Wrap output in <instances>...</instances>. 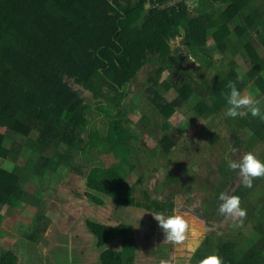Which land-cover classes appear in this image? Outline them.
Here are the masks:
<instances>
[{
    "label": "trees",
    "instance_id": "1",
    "mask_svg": "<svg viewBox=\"0 0 264 264\" xmlns=\"http://www.w3.org/2000/svg\"><path fill=\"white\" fill-rule=\"evenodd\" d=\"M156 2L148 7L147 0H0V126H5V131L0 130V156L14 162L12 168L0 165V213L9 201L38 203L26 181L68 166L81 170L86 195L98 204L111 201L172 214L175 202L171 196L152 198L148 190L137 195L135 185L127 180L135 169L133 140L138 136L126 114L130 103L143 96L134 87L138 83L147 87L145 99L150 98L166 118L194 96L196 87L190 80L178 83V72L185 69L180 64L182 55L170 45L181 29L186 54L200 57L230 50L248 65L240 71L236 61L229 60L227 73L207 86L212 101L203 98L197 104L201 113L227 105L230 81L241 91L256 85L264 98V54L259 48V42H264V3L196 0L193 8L185 1ZM209 37L214 41L211 44ZM154 57L160 61L156 71L146 66ZM144 68L149 75L141 80ZM165 70L168 76L161 80ZM241 75L243 81L237 79ZM73 84L99 98L94 107ZM172 87L174 94L168 96ZM93 109L98 117L92 120ZM249 117L243 127L250 131L251 140L264 141V120ZM159 142L166 150L175 143V131L166 120ZM31 147H37V158L29 153L22 160ZM94 149L98 154H93ZM101 153L112 154L115 160L109 165L98 162ZM223 172L227 181L225 167ZM259 179L250 188L241 183L232 195L243 201L260 185ZM257 204L256 222L249 225L247 234L250 248L241 251L235 239L228 237L209 250L200 247L195 259L219 252L225 264H264V194ZM85 224L101 248L97 264L132 262V228L95 217L86 218ZM38 234L28 236L36 242ZM115 239H120L121 248L108 246ZM18 258L14 249L0 243V264H17Z\"/></svg>",
    "mask_w": 264,
    "mask_h": 264
},
{
    "label": "rangeland",
    "instance_id": "2",
    "mask_svg": "<svg viewBox=\"0 0 264 264\" xmlns=\"http://www.w3.org/2000/svg\"><path fill=\"white\" fill-rule=\"evenodd\" d=\"M258 2L262 4L264 0ZM183 32L181 29L178 35L172 37L170 45L174 52L182 55L180 64L185 69L178 72V83L181 85L185 79L190 80L196 87L194 96L166 118L158 112L150 98L145 99L149 93L147 87L138 85L140 83L134 85L143 96L132 105L129 101L126 114L130 119L128 124L133 126L138 136L133 140L135 169L128 174L127 180L135 185L137 195L148 190L152 198L171 196L175 202L174 209L186 215L197 229L196 238L202 240L201 251L215 247L219 239L228 237L235 239L239 250H246L252 246L247 234L250 233L249 225L256 222L254 214L259 208L257 200L264 194V178L259 179L260 185L254 193L241 201V207L247 210V217L240 226H234L231 218L219 213V195L221 192L232 194L242 183L239 171L228 168V160L239 161L249 151H254L264 160V141H252L250 131L243 127L249 115L233 119L225 116L228 105L203 113L196 106L203 98L209 103L212 101L207 96V86H212L222 72L227 73V68L231 66L230 59L236 61L240 71H246L248 65L240 54L234 56L230 50L226 53L216 50L200 57L186 54ZM208 42H214L212 37L208 38ZM259 44L260 52L264 54V42ZM154 58L146 66L156 71L160 61ZM148 75V69L144 68L139 78L143 80ZM167 76L165 70L161 80ZM73 86L87 103L95 106L98 97L78 84ZM257 88L256 85L250 86L253 92ZM174 89L172 87L166 94L173 95ZM260 92L258 98L262 100L264 98ZM263 106L262 101L261 110ZM90 117L92 120L98 117L96 109L92 110ZM165 120L175 131V143L169 150L163 149L159 142L164 133ZM99 125L102 126L103 122L99 121ZM0 130L5 131V126L1 125ZM237 136L240 137L239 141ZM31 148L34 149L26 151L22 160L29 153H32L29 157L37 158V147ZM93 154H98L97 149ZM99 157L98 162L105 165L115 160L108 153H101ZM0 165L12 168L14 162L0 156ZM224 167L229 174L227 181L223 179ZM80 168L84 169L83 164ZM25 186L34 192V200L39 202L17 201L13 204L9 201L0 213V243L16 251L19 257L17 264H97L101 248L86 227L88 217L113 224L124 222L134 230V255L128 264H160L162 260L181 258L180 246L164 241V234L153 219V213L158 212L111 201L96 203L86 195L87 186L81 170L61 166L57 171H45L41 178L27 180ZM33 232H39L36 242L28 236ZM207 237L211 241L204 243ZM108 246L121 248V241L115 239ZM195 258L193 264L199 261Z\"/></svg>",
    "mask_w": 264,
    "mask_h": 264
},
{
    "label": "clouds",
    "instance_id": "3",
    "mask_svg": "<svg viewBox=\"0 0 264 264\" xmlns=\"http://www.w3.org/2000/svg\"><path fill=\"white\" fill-rule=\"evenodd\" d=\"M188 59L190 58L188 57ZM237 79L243 81V76H238ZM227 87L230 91L225 94L228 105L225 116L235 119L250 114L252 117L264 120V112L261 110L262 100L258 98L260 91L258 88L253 92L249 86L241 91L232 81L228 83ZM228 168L233 171L238 170L239 179L248 188L253 186L254 180L264 178V160H261L254 151L245 153L239 161L229 159ZM219 200L221 201L218 208L219 213L231 218L234 226L242 225L247 217V210L241 207V197L221 192ZM153 219L162 230L164 241L180 246L181 251L180 259L162 260L160 264H193V258L200 248L202 240L196 238L197 229L188 217L174 209L169 215L163 212L153 213ZM196 264H225V260L219 252H212L197 261Z\"/></svg>",
    "mask_w": 264,
    "mask_h": 264
},
{
    "label": "built area",
    "instance_id": "4",
    "mask_svg": "<svg viewBox=\"0 0 264 264\" xmlns=\"http://www.w3.org/2000/svg\"><path fill=\"white\" fill-rule=\"evenodd\" d=\"M156 2V0H154ZM185 1L187 2L191 7L196 8V0H166L167 4H173V3H178V2ZM155 2L153 3L151 0H147V6L148 7H153ZM158 3V1L156 2Z\"/></svg>",
    "mask_w": 264,
    "mask_h": 264
}]
</instances>
